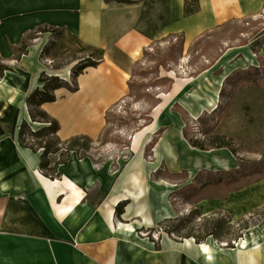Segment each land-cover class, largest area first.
Instances as JSON below:
<instances>
[{
  "label": "crops",
  "instance_id": "crops-1",
  "mask_svg": "<svg viewBox=\"0 0 264 264\" xmlns=\"http://www.w3.org/2000/svg\"><path fill=\"white\" fill-rule=\"evenodd\" d=\"M129 1L0 0V63L10 69L0 78V264H264V222L249 229L254 231L250 238L248 230L234 241V247L209 238L201 243L194 238H161L157 248L151 239L137 237L136 230L153 229L177 214L171 206L163 211L162 193L151 190L166 182L152 180L158 170L164 167L170 174L187 171L185 183L191 184L199 171L224 167L218 155L234 163L222 149L201 151L192 147L183 136L180 118L181 127L175 118L165 122L161 116L157 122L153 116L140 153L133 151L131 139L132 157L120 166L117 178L110 169V158L100 166L88 158L70 159L65 166L69 171L60 179L69 177L75 191L59 195V204L69 207L62 213L53 209L51 197L41 190L32 165L25 160L37 157L36 171L40 172L41 153L23 148L18 131L23 120L31 121L27 98L42 88L40 75H53L52 65L40 59L51 35L32 41L20 61L14 58L22 39L40 26L64 29L84 44L105 51L98 66L87 68L77 78V91L57 89L56 101L42 105L60 123L58 135L62 140L81 135L95 140L106 127L107 112L128 95L133 70L147 47L172 35L192 42L224 23L264 10V0H196L197 11L186 16L185 0ZM259 34L257 38L264 37V28ZM257 49L264 66V38ZM66 69L70 74L63 78L70 81V67L58 73ZM21 104L25 107L22 113ZM7 131L13 139L3 143ZM154 138L147 159L146 149ZM140 190L143 193L134 202L132 195ZM119 196L122 198L113 207L111 222L108 206ZM139 206L151 222H144L143 216L135 213ZM195 207L202 217L222 212L234 221L244 219L264 207V178L232 190L226 198L200 200ZM115 213L130 221L125 224L137 225L134 234L119 232L118 225L115 229ZM243 238L248 240L245 247L239 245ZM204 243L209 244L210 254L201 249Z\"/></svg>",
  "mask_w": 264,
  "mask_h": 264
},
{
  "label": "rangeland",
  "instance_id": "rangeland-1",
  "mask_svg": "<svg viewBox=\"0 0 264 264\" xmlns=\"http://www.w3.org/2000/svg\"><path fill=\"white\" fill-rule=\"evenodd\" d=\"M258 27H264V10L258 15L238 18L232 22L224 23L207 31L192 42H186L181 35H172L151 44L144 51L146 53H143L139 58L133 70L131 79L137 83L136 87L109 110L106 127L101 137L93 140L91 149L88 152L84 150H80L79 154L71 152L70 159H80V154H82V158L91 159L100 166L107 158H110L113 160L110 169L115 171L116 178L120 176L117 173L121 169L120 166L132 157L130 152L131 136L134 134L135 129L146 122L148 114L153 118L155 108L152 109V107L159 96L158 93L165 91L163 86H159V78H170V76L164 74L170 70L181 78L193 77V81L183 89L178 98L162 113V120L172 122V118L178 116L184 122V127L187 122L190 124L191 136L194 139L209 143L217 136L224 138L230 147L220 149L224 153L226 152V155L231 156L234 163L225 162L228 158L218 155L226 165L218 167L217 170L199 171L191 183L197 186V191L192 190L189 187L190 184L185 183L188 178L187 171H182L178 177H172L164 167L158 170L152 180L160 181L162 179L172 184L171 187L164 183L156 184L151 189L153 193H162L163 211L166 207L171 206L177 212L173 218L183 219L193 208H196V204H193L194 196L226 194L229 190L263 178L264 66L258 60L257 48L264 37L257 38L260 34L253 38L249 36ZM42 35L47 34L33 32L24 38H26L27 44L30 45L32 41L41 38ZM52 40L51 38L48 43L56 42L51 48V55H54L55 64L69 63L64 68L70 67L71 71L77 67L78 63V60H74V57L81 58L88 54L74 42L68 33L56 37L54 41ZM245 41L248 42L247 45H243ZM40 59L52 65L50 59H42L41 55ZM160 59L165 60V66L159 67V71L156 72L154 67ZM209 66H211L209 69L204 70ZM61 70H54L52 74ZM60 78L64 79L63 77ZM221 79L222 84L219 85ZM69 82H71V79ZM215 92H218V98H216L217 108H205L197 113V104L215 99ZM185 93H188L189 97H186ZM186 103H191V107L188 108ZM183 116L186 120L183 119ZM30 122L33 123L32 120ZM38 124L37 129L45 125ZM4 126L6 130H9L10 126L8 127L6 124ZM161 131H157L158 134ZM12 139L13 135L7 131L3 134L2 142L8 143ZM146 150V158L149 159L150 147L148 146ZM51 159L55 162L59 159V156L52 154ZM53 165L54 163H52ZM19 166L21 172H23L25 170L24 165L20 162ZM59 169L63 173L62 176L69 171V168L65 166H60ZM176 191H179V193L172 194ZM188 196H190L189 199H187ZM98 199L101 207L103 203L101 196ZM244 219L250 223L249 228L241 230L242 224L238 226L236 224L238 220L234 221L232 219V231L227 234V230H224L225 242L223 243L235 239L236 234H242V237H244L249 229L264 222V213L255 216L250 215ZM114 222L116 226L119 222L130 223L124 215L118 216L117 213H115ZM203 222L204 218L202 217H196L188 223L184 222L181 229H179V234H171L168 231L181 222L159 223L155 224L154 228L150 230L146 228L136 230V235L141 239H151L159 248L161 238H169L173 241L184 239L194 225ZM195 230L194 234L196 235L203 233L197 228ZM211 239L219 242L213 236H211Z\"/></svg>",
  "mask_w": 264,
  "mask_h": 264
},
{
  "label": "trees",
  "instance_id": "trees-1",
  "mask_svg": "<svg viewBox=\"0 0 264 264\" xmlns=\"http://www.w3.org/2000/svg\"><path fill=\"white\" fill-rule=\"evenodd\" d=\"M119 2H130L129 0H116ZM185 15L193 14L197 11V3L196 0H185ZM234 21V20H232ZM230 21V22H232ZM264 27H258L256 30H254L249 36L250 38H253L254 36L258 35ZM36 34H50L52 37V41L56 39V37L64 36L66 34V31L61 28H56L49 25L40 26L36 31ZM71 38L74 40V42L81 46L82 50L87 52L88 54L81 57V58H75L74 60H78L77 67L73 68L71 72V82L66 81L59 76L56 75H50L46 72H43L40 75V82L43 84L42 88H36L27 98V106L28 111L30 114V118L34 123H42L45 124L43 127L38 128L36 130H33V128L30 126V124L23 120L21 122L19 132H18V142L23 148L30 149L34 153H40L41 151V162H40V172L43 176L46 178H49L51 180L60 179L62 177V172L60 171V166H67L71 152H76L79 154L80 150L89 151L91 149V145L93 143V140L85 135L81 136H75L71 137L67 140H62L60 136L58 135L60 131V123L58 120L53 118L50 114H48L43 108L42 105L44 103L49 102H55L56 101V94L55 91L60 88H67L68 90L74 92L78 90V83L77 78L84 73V71L89 67H96L99 65V63L104 59L105 51L99 48H96L91 45H86L83 42H81L76 36L71 35ZM183 37V36H182ZM184 38V37H183ZM185 40V39H184ZM56 42H50L48 43L42 53L41 58L42 59H50L52 61V68L54 70H60L63 69L67 64H55V58L54 55H51V48L54 46ZM184 43V41H183ZM248 42L245 41L243 45H247ZM28 44L26 41V38H23L20 47L18 48V53L15 56V60L19 61L20 58L27 54ZM254 51V49H252ZM255 52V51H254ZM146 52H144L145 54ZM259 61L262 62L261 57H259ZM213 65V64H212ZM211 65V66H212ZM165 66V60L160 59L155 64L154 70L157 72L159 71V67ZM211 66L207 67L204 70L209 69ZM10 70L7 66L0 63V78L4 76L5 71ZM170 71V70H168ZM135 74V72H134ZM159 86L164 87L165 91H162L164 93H167L171 90L174 78L169 77H161L159 78ZM129 85V91L132 92L134 88L136 87L137 83H135L132 79L128 83ZM158 93V95H160ZM161 103V98L158 96V98L155 101V104L153 105L152 109H154L158 104ZM109 112V111H108ZM108 112L106 115V120L108 116ZM183 119L184 116H183ZM186 120V119H185ZM153 118L150 114H148V119L144 124L139 126L137 129L134 130V133L137 131H140L146 126H149L152 124ZM191 129L190 124L187 122L186 126L183 128V136L184 138L189 142V144L197 149L203 150V151H210L212 149H220V148H229L228 142L222 138V137H215L214 140L211 142H205L199 139H194L191 136ZM29 136V138H27ZM156 142V138L153 139V141L150 143L149 147H153L154 143ZM231 149V148H230ZM234 152V151H232ZM52 154L58 155L59 159L55 162L52 161L51 157ZM80 159H82V154H80ZM52 163L54 165L52 166ZM172 177H178L180 174H169ZM264 178V177H263ZM220 183V182H217ZM253 183V182H251ZM251 183H247L245 185H242L240 187H237L235 189H240L246 185H249ZM192 190L197 191L198 188L196 185L190 184L189 186ZM203 188V187H202ZM233 189V190H235ZM201 191V190H200ZM232 190H229L226 194H211L207 196H198L193 197V204H197L200 200L212 198L216 196H220L222 198H226L228 193ZM179 191H176L172 194H177ZM199 193V191H198ZM197 194V193H196ZM195 195V194H194ZM173 196V195H172ZM190 196H188L187 199H189ZM119 210V208H118ZM122 210H119V212ZM264 213V207L260 210H257L253 212L251 215H260ZM196 217L201 218L202 215L200 213V210L198 208H193L189 214L186 215L183 219H180L179 217L176 218H169L165 219L160 224L165 223H178L181 222L179 225L176 224V226L168 231V233H178L179 229L183 226L184 222L188 223L193 221ZM204 218V222L200 224L194 225L190 231L185 235L184 238H195L197 243H201L205 241L208 237L213 236L215 239H217L219 242H225L224 241V230H227V234L231 233V224L232 219L230 216H228L225 213L217 212L213 215L202 217ZM238 226L241 224V230H246L249 228L250 223L248 220L241 219L238 222H236ZM198 229L200 232H203L200 235L194 234L196 232L195 229ZM235 239H232V241H226L227 247H234V241H237L239 238L242 237V234H236Z\"/></svg>",
  "mask_w": 264,
  "mask_h": 264
},
{
  "label": "bare ground",
  "instance_id": "bare-ground-1",
  "mask_svg": "<svg viewBox=\"0 0 264 264\" xmlns=\"http://www.w3.org/2000/svg\"><path fill=\"white\" fill-rule=\"evenodd\" d=\"M69 70L66 69L63 73H60L58 76L61 77H67L69 75ZM167 76H170L172 78H174V83L173 86L171 88V90L167 93L161 92V94L159 96H161V103L158 104L155 109H154V119L159 122L160 121V117L162 115V113L164 111H166L172 104V102L174 100H176L178 98V96L182 93L183 89L191 82L193 81V77H188V78H181L178 77L177 75H175L173 72L169 71V72H165L164 73ZM222 84V79L219 81V85ZM186 97H189L188 93H185ZM214 98L212 100H207L204 103H199L197 104V113H200L202 110H204L205 108H211V109H215L217 108V103H216V98H218V92L214 93ZM186 105L188 106V108L191 107V103H186ZM23 111H25V107L24 104L20 105V112L22 113ZM20 118V117H19ZM19 118L17 119L16 125H15V131H17L18 129V125H19ZM173 118H175L174 120H176L178 122L179 127H181V123L179 121V117L174 116ZM29 120V119H28ZM30 122V120H29ZM30 125L33 128H36V126L38 125L37 123H30ZM151 127H146L144 129H142L141 131H137L135 132L132 136L131 139H133V144H132V149L134 152H136L138 154L139 148L145 143V139L147 136V133L150 132ZM16 135V134H15ZM14 142H16V138H14ZM25 158V157H24ZM37 157H31L30 159H26L27 163H29L30 165H32L35 175H36V179L37 182L41 188V190L47 195L51 197V201H52V206L53 209H55V211L58 213H62L65 210H69V207L67 205H63V204H59L58 201V197L60 194H63V192H67L68 191H75V184L72 180H70L69 177L65 176L64 180L61 179H55V180H51L49 178H46L45 176H43L40 172L36 171V164H37ZM219 162H222L221 160H219ZM222 164L225 166L226 164L222 162ZM165 185L167 186H172L166 182H164ZM143 193L142 190H140L136 195H132V200L134 202L137 201L139 195H141ZM122 197H115L111 200L110 205L108 206L109 209V213H110V217H111V222L113 219V207L115 204H117V202H119L121 200ZM106 206V205H105ZM141 206L136 208L135 213H140L143 216V220L144 222H151L149 219H146L145 217V213L143 208H140ZM129 211L132 210V206H130L128 208ZM110 222V224H111ZM139 226L140 224H142V221H137V223ZM137 225H132V224H124L119 222L118 223V231H122L123 233L128 232V233H135V227ZM117 228V226H115V229ZM254 231L253 230H249L247 232V237L250 238L251 236H253ZM210 241H212L211 236L209 237ZM248 244V240L246 239H241L239 245L242 247H245ZM201 249L203 250L204 253L206 254H210V247L209 244L204 243L201 244Z\"/></svg>",
  "mask_w": 264,
  "mask_h": 264
},
{
  "label": "water",
  "instance_id": "water-1",
  "mask_svg": "<svg viewBox=\"0 0 264 264\" xmlns=\"http://www.w3.org/2000/svg\"><path fill=\"white\" fill-rule=\"evenodd\" d=\"M53 75H56V76H58L59 75V73L57 72H55V73H53ZM29 124H30V122H29ZM38 124V123H37ZM39 125V124H38ZM32 127V126H31ZM37 129V128H36ZM35 128H33V130H36Z\"/></svg>",
  "mask_w": 264,
  "mask_h": 264
}]
</instances>
